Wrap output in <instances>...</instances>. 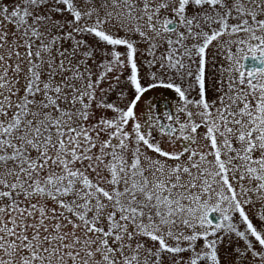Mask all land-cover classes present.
<instances>
[{
  "label": "snow or ice",
  "instance_id": "6c2138e0",
  "mask_svg": "<svg viewBox=\"0 0 264 264\" xmlns=\"http://www.w3.org/2000/svg\"><path fill=\"white\" fill-rule=\"evenodd\" d=\"M0 264H264V0H0Z\"/></svg>",
  "mask_w": 264,
  "mask_h": 264
}]
</instances>
